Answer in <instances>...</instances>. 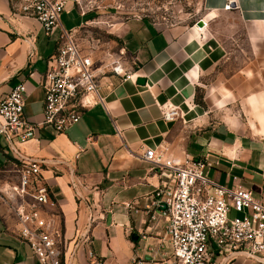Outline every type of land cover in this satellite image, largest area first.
Returning a JSON list of instances; mask_svg holds the SVG:
<instances>
[{"label": "crops", "instance_id": "obj_1", "mask_svg": "<svg viewBox=\"0 0 264 264\" xmlns=\"http://www.w3.org/2000/svg\"><path fill=\"white\" fill-rule=\"evenodd\" d=\"M232 1L234 12L225 9ZM211 12L236 13L244 24L249 57L239 69H218L228 51L213 30L217 16L211 14L208 22L209 14L204 17V28L128 22L121 27L120 53L131 78L123 82L108 74L100 91L104 104L85 111L67 133L38 129L18 147L22 158L42 163L51 195L47 210L55 216L67 257L76 252L73 264H92L90 253L102 264H134L157 246V234L147 230L146 208L163 178L143 159L149 149H166V156L179 164L207 158L214 163L209 177L218 184L264 197V0H219ZM82 19L69 3L60 29L48 36L37 20L0 0V99L24 84L28 122L43 121V80L58 51L60 30L77 31ZM167 107L178 112L170 122L163 118ZM15 161L0 144V167L13 169ZM20 228L0 195V264H39L20 240Z\"/></svg>", "mask_w": 264, "mask_h": 264}, {"label": "built area", "instance_id": "obj_2", "mask_svg": "<svg viewBox=\"0 0 264 264\" xmlns=\"http://www.w3.org/2000/svg\"><path fill=\"white\" fill-rule=\"evenodd\" d=\"M8 1L18 14L37 20L48 36L60 29L61 16L69 3ZM225 9H234L231 2ZM76 32L60 30L58 51L51 56L43 80L41 123L32 124L25 117L24 84L0 99V144L16 160L13 169L7 164L0 167V195L10 203L21 226L19 238L39 264H73L76 252L67 257L66 244L55 228V216L47 210L51 195L42 177V163L22 158L18 147L32 140L38 129L51 128L56 134H65L79 124L85 111L104 104L100 91L102 79L108 74L121 77L123 82L131 78L122 53L109 64H100L80 45ZM89 98L94 101L89 102ZM177 116L175 108H164L165 121ZM166 152L149 149L143 156L163 178L160 187L147 198L151 203L146 208L147 230L157 234L158 243L138 256L134 264H151L148 257L152 264H231L238 259L264 262V197L240 186L218 184L209 177L214 163L207 158L179 164ZM12 174L16 177L10 178ZM233 212L236 217L231 216ZM89 257L94 260L92 264H102L92 253Z\"/></svg>", "mask_w": 264, "mask_h": 264}, {"label": "rangeland", "instance_id": "obj_3", "mask_svg": "<svg viewBox=\"0 0 264 264\" xmlns=\"http://www.w3.org/2000/svg\"><path fill=\"white\" fill-rule=\"evenodd\" d=\"M217 1L219 0H69V3L83 14V26L76 32L80 45L92 53L100 64L105 65L121 55L120 32L124 24L148 20L162 27H189L196 25L208 14L206 21L213 19L211 11ZM228 13L217 12V18L214 17L212 22L216 36L228 51L227 61L218 69L234 72L247 61L249 50L244 24L236 13ZM69 28L67 25V29ZM231 216L236 217V214L233 212Z\"/></svg>", "mask_w": 264, "mask_h": 264}, {"label": "water", "instance_id": "obj_4", "mask_svg": "<svg viewBox=\"0 0 264 264\" xmlns=\"http://www.w3.org/2000/svg\"><path fill=\"white\" fill-rule=\"evenodd\" d=\"M231 6H232V8L235 7L233 1L231 2ZM196 25H197L198 27H200V28H204V27L207 26L206 22H205L203 19L199 20V21L197 22ZM138 83L141 84V85H145V84H146V80H144V79H139V80H138ZM138 238H139V236H138L137 234H134V235L132 236V240H133L134 242L138 241Z\"/></svg>", "mask_w": 264, "mask_h": 264}, {"label": "bare ground", "instance_id": "obj_5", "mask_svg": "<svg viewBox=\"0 0 264 264\" xmlns=\"http://www.w3.org/2000/svg\"><path fill=\"white\" fill-rule=\"evenodd\" d=\"M233 2H234V1H233ZM234 6H235L234 8H236V3H235V2H234ZM216 14H217L216 12H213V13H212V15H214V16H215ZM203 20H204V19H203ZM204 21H205V20H204ZM206 24H207V23H206Z\"/></svg>", "mask_w": 264, "mask_h": 264}]
</instances>
